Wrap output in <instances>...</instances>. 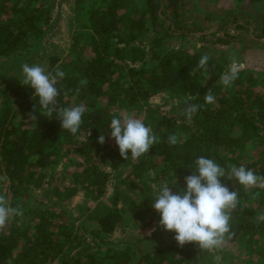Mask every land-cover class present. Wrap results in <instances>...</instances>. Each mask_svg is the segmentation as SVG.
I'll return each instance as SVG.
<instances>
[{
    "label": "trees",
    "instance_id": "16d2710c",
    "mask_svg": "<svg viewBox=\"0 0 264 264\" xmlns=\"http://www.w3.org/2000/svg\"><path fill=\"white\" fill-rule=\"evenodd\" d=\"M7 1L0 2V178L8 187L6 199L8 195L13 200L29 196L30 186H41L47 178L44 171H56L67 152L79 155L73 163V182L86 188L88 193L104 194L110 174L101 167L100 161H108L116 167L121 157L119 150L110 143L108 124L114 108H146L152 116L160 107L154 105L153 98L165 94L178 96L183 101L179 103L184 109L179 130L183 138L175 134L177 124L164 122L167 115L160 114L157 123H152L160 142L142 157L146 160H142L141 166H147L144 172L153 169L157 178L168 179L178 191L186 186L184 178L192 174L194 160L204 156L225 169L243 165L264 177V152L256 159H245V145L252 135L259 133L255 114L264 116L262 93H257L253 87L245 90L247 92L237 88L244 84L239 74L231 85L233 92L227 87L217 97L211 92L214 103H206L203 97L211 83H204V80L213 72L211 57L206 71L198 69L192 75L191 70L196 68L203 55L191 54L182 47L163 54L154 53L157 63L149 68L145 63L134 66L132 63L145 58L146 53L135 47L134 42L147 28L142 16L129 12L130 0H94L86 7L89 26L76 35L73 50L58 67L65 76L56 85L60 93L57 108L83 104L86 112L76 134L62 130L56 113L51 119L43 116L37 98H33L34 90L20 83L22 64L31 57L46 55L44 24H49L50 18L43 16V7L32 6L31 2ZM77 2L78 7H84L85 0ZM147 2L154 22L160 16L154 14L153 0ZM176 2L172 0V5ZM240 7L239 4L237 8ZM176 11L177 7L174 16L178 17ZM155 46L162 48L163 43L156 40ZM3 57H6L4 61ZM58 57L47 58L51 61L49 72L54 73L57 69L54 66ZM124 70L127 71L126 82L119 76ZM216 78L212 76L211 80ZM251 95L258 104L250 102ZM192 104L200 107L189 120L185 112ZM253 109L257 112L252 113ZM163 125L166 128L160 129ZM102 132L105 142L100 144L98 137ZM170 135H176L175 145L168 144ZM156 158L160 161L155 162ZM221 179L229 190L239 193L226 236L235 241L242 234L255 233L260 229L256 224L257 209L251 208L240 197L243 192L249 193L248 190L234 180ZM120 199V192L116 190L110 198L112 206L97 216L101 233L114 232L125 221L128 211L138 216L144 204L125 197L123 201L127 206L120 207ZM26 214H33V211L28 210ZM50 217L42 214L31 220L28 228L15 222L0 226V264H71L73 258L76 264L98 263L97 259L87 262L80 259L85 249L72 254L71 230ZM132 248L130 264H194L198 260L194 243L180 247L175 239L147 250Z\"/></svg>",
    "mask_w": 264,
    "mask_h": 264
},
{
    "label": "rangeland",
    "instance_id": "374dc122",
    "mask_svg": "<svg viewBox=\"0 0 264 264\" xmlns=\"http://www.w3.org/2000/svg\"><path fill=\"white\" fill-rule=\"evenodd\" d=\"M14 1L21 3L22 0ZM93 1L85 0L84 7H78L77 0H24L25 3L31 2L32 6L43 7V16L50 18V23L44 24L46 33L43 46L46 55L29 57L27 62L40 64L48 71L51 67L50 59L59 56L54 66L55 69L58 68L73 50L76 35L87 30L89 21L86 7ZM0 2L8 3L7 0ZM153 3L154 14L160 16L154 22L147 0H130L128 4L132 15L142 16L146 20L147 28L134 42L135 47L146 53L145 58L132 63L134 66L145 63V67L149 68L157 63L154 53L163 54L181 47L191 54H208L211 57L213 72L204 83H211L208 90L217 97L224 93L226 88L220 83V77L228 70L232 58L235 57L242 65L238 75L244 80V84L237 85V88L245 91L253 87L257 93H262L264 100V0H177L173 5L172 0H153ZM239 4L241 7L237 8ZM176 7L178 17L174 16ZM162 11L163 15H160ZM239 24L243 27H238ZM156 40L163 43L162 48L155 46ZM5 59L6 57H3L2 61ZM127 60L131 62L128 58ZM126 74V70L119 73L123 82L127 81ZM212 76L217 78L211 80ZM231 85L227 89L233 92ZM249 100L258 104L254 95H251ZM153 101L155 106L160 107H157L159 111L152 116L146 108H114L113 117L129 115L141 119L154 133L155 126L152 123H157L160 114H166L164 122H175L178 127L175 134L182 139L183 135L179 130L184 118V109L179 103L183 101L179 100L178 96L168 94L163 97L155 96ZM248 112L251 113L250 108ZM256 112L257 110L253 109L252 113ZM260 115L261 113L255 114L259 133L252 135L245 145L246 160L256 159L259 153L264 152V116ZM165 128V125L160 127ZM110 143L118 150L114 138L110 137ZM146 155L147 153L133 159L129 152L127 160L119 157L116 167L108 161H100L101 167L107 170L110 176L106 192L95 195L73 182V163L79 155L67 152L56 171H44L47 178L41 186H30L29 196L27 194L13 200L8 195L9 205L20 209L22 214L11 217L7 223L15 222L18 226L28 228L31 220L42 214L50 215V220H56L62 227L71 230L72 254L85 249L80 255L81 260L87 262L97 259V264H130L132 247L147 250L160 246L166 240H174L175 235L174 232L159 226L160 214L151 206V200L154 199L156 190L165 183L169 184L174 193L177 191L168 179L157 178L153 169L143 171L147 166L143 167L140 163L146 160L142 158ZM158 161L160 159L156 158L155 162ZM116 190L120 192V207L126 208L127 205L123 201L125 197L146 203V206L143 204L138 216L126 212L125 221L114 232L103 234L96 219L101 212L112 206L110 198ZM247 190L249 193L243 192L240 197L251 208L257 209L256 224L260 229L255 233L242 234L235 241H230L225 235L222 247L212 251H201L193 242L198 255L194 264H264V219H261L264 216V187L258 183ZM8 192L4 179L0 178V195L5 196ZM28 210L33 211V214L27 216ZM71 264H76L75 258Z\"/></svg>",
    "mask_w": 264,
    "mask_h": 264
},
{
    "label": "clouds",
    "instance_id": "9594fccd",
    "mask_svg": "<svg viewBox=\"0 0 264 264\" xmlns=\"http://www.w3.org/2000/svg\"><path fill=\"white\" fill-rule=\"evenodd\" d=\"M209 58L208 54H204L196 68L191 70V74L195 75L198 69L206 71ZM241 67L242 65L233 57L228 70L221 75L220 83L225 87L230 86L238 78ZM64 76V71L59 68L53 73L46 71L40 64L25 62L22 64L20 83L34 90L33 98H37L43 116L51 119L55 112V117L60 120L61 129L76 134L86 108L83 104L56 107L60 94L56 85ZM203 98L208 104L214 103L215 100L211 90H208ZM199 107L195 104L187 107L185 114L189 120ZM33 116H36L34 112ZM108 127L110 137L114 138L119 154L125 160L128 159L129 152L133 159H137L160 142L150 127L133 116H114ZM98 142L100 144L105 142L103 132L99 135ZM167 142L169 145H175L176 135H170ZM193 163L192 174L184 178L186 186L174 193L169 184L161 185L151 200V206L160 214L159 226L166 231L174 232V239L180 247L194 242L201 251H212L222 247L225 235L230 231L229 220L231 212L237 207L239 195L237 190H229L221 178L234 180L244 189H248L256 186L258 182L264 187V177L258 176L243 165L239 167L231 165L225 169L213 159L204 156L197 157ZM21 214L20 209L11 207L6 197L0 195V226L5 225L11 217ZM261 219H264V216Z\"/></svg>",
    "mask_w": 264,
    "mask_h": 264
}]
</instances>
